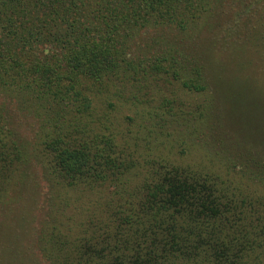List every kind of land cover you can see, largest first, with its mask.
Listing matches in <instances>:
<instances>
[{
    "label": "trees",
    "instance_id": "obj_1",
    "mask_svg": "<svg viewBox=\"0 0 264 264\" xmlns=\"http://www.w3.org/2000/svg\"><path fill=\"white\" fill-rule=\"evenodd\" d=\"M226 1L0 0V201L11 207L15 202L9 193L30 183L17 178L25 175L21 168L27 158L19 134L7 127L12 98L46 119L39 145L47 155L44 170L58 187L56 192L51 188L49 200L53 193L70 200V191L77 201L96 198L91 207L77 202L78 213L86 212L83 218L63 215L70 224L50 220L35 229L34 218L27 222L30 229L20 224L30 235L38 230L36 245L46 262L264 264V156L254 145L242 146L253 170L242 155L240 162L228 160L232 170L225 174L212 162L192 168L162 158L142 176L134 154L117 142L118 130L111 129L107 111L102 123L97 106L109 93L116 96L138 83L147 90L146 84L169 74L186 92L207 93L206 66L185 68L186 80L181 70L164 64L167 58L140 68L145 61L135 64L129 49L142 29L167 26L189 32L203 22L209 25ZM259 3L264 0L247 2L245 17L254 16L252 7ZM226 21L216 25L224 50L230 32L239 33V24L245 25ZM221 25L231 26V36H222ZM252 29H245L255 34L249 36L251 44L263 45L260 29ZM201 101L191 108L203 116L211 104ZM0 235V264H12L19 247L10 244L9 235Z\"/></svg>",
    "mask_w": 264,
    "mask_h": 264
},
{
    "label": "rangeland",
    "instance_id": "obj_2",
    "mask_svg": "<svg viewBox=\"0 0 264 264\" xmlns=\"http://www.w3.org/2000/svg\"><path fill=\"white\" fill-rule=\"evenodd\" d=\"M253 1L228 0L226 7L211 17L209 25L203 22L199 28L195 26L189 32H180L167 26L150 27L142 29L133 38L130 57L135 60V64L145 61H142L140 68L151 66L156 58H167L164 64H171L177 71L181 70V75L188 80L190 73H186L185 68L194 69L201 64L207 68L205 82H208L209 87L208 92L200 94V97L183 90L181 82L169 74L157 82L146 84L147 90L138 87L140 83L129 85L116 96L109 93L106 102L98 103L97 106L102 108L99 109L102 123L106 122L104 119L109 115L113 123L111 129L118 130L117 142L124 145L127 153L134 154L140 175L146 176L148 167L162 158L192 168L212 162L217 172L225 174L232 170L230 166L233 163L228 160L236 163L241 155L245 157L244 164L250 170L254 169L252 160L249 165L248 154L245 155L242 146L247 149L254 145L258 156H264V44L252 45L249 36L255 34L245 33V29L252 31V27H255L256 30L260 29L257 35L264 37V5L259 3L252 7L256 11L255 15L245 17L244 10L250 6L247 2ZM226 20L245 21V25L239 24V33L228 30L231 26L236 29L232 22L226 28L221 25L222 36L225 33L231 36L232 33L229 40L224 42L228 45L224 46V50L221 47L223 38L216 25L228 22ZM237 36L240 37L234 39ZM255 46L262 47L259 49ZM246 47L248 49L245 50ZM219 88L221 94H218ZM217 94L221 97L217 98ZM12 99L10 106H6L11 116L7 127L19 134L27 158L21 168L25 175L18 174L17 178L26 177L30 183L28 180L26 184H18V192L9 193V199L15 202L11 207L6 201H0V234L9 235L6 238H12L10 244L19 247L14 252L18 259L12 264H49L41 257L44 255L42 249L36 245L38 230L30 235L20 228V224L30 229L27 222L32 218L35 220V229L39 228L40 222L44 224L50 220L70 224L71 221H66L63 215L83 218L86 212L78 213L81 207L79 203L91 207V201L96 198L88 200L82 197L77 201L76 194L70 191V200L57 193H53V199L49 200L51 188L56 192L58 187L52 176L44 170L47 155L39 145L46 119L37 118L32 108L27 110ZM199 100L204 101L205 105L211 104L203 116L198 114L197 108L192 110ZM105 111L108 115L103 114ZM128 186L133 187L127 182ZM59 228L62 230L65 227L59 225ZM0 239L1 242V235ZM4 264L9 263L7 261Z\"/></svg>",
    "mask_w": 264,
    "mask_h": 264
}]
</instances>
